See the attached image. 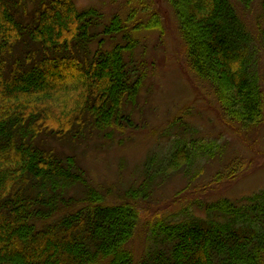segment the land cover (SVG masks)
<instances>
[{"label": "trees", "instance_id": "obj_1", "mask_svg": "<svg viewBox=\"0 0 264 264\" xmlns=\"http://www.w3.org/2000/svg\"><path fill=\"white\" fill-rule=\"evenodd\" d=\"M163 1L176 16L189 70L208 84L227 122L258 126L264 26L252 33L231 0ZM237 1L248 9L255 0ZM127 6L125 17L106 19L71 0H0V264H264V191L241 205L194 201L204 215L185 207L178 217L155 216L136 258L127 247L139 226L135 203L167 178L164 164L149 158L142 188L108 204L77 155L49 145L77 146L133 125L127 109L142 77L124 55L138 33L162 25L147 0ZM261 8L264 19V0ZM120 34L125 43L104 47ZM184 150L169 164L175 155L187 160Z\"/></svg>", "mask_w": 264, "mask_h": 264}, {"label": "rangeland", "instance_id": "obj_2", "mask_svg": "<svg viewBox=\"0 0 264 264\" xmlns=\"http://www.w3.org/2000/svg\"><path fill=\"white\" fill-rule=\"evenodd\" d=\"M71 1L79 9L99 10L106 19L114 15L125 17L129 7L127 0ZM147 1L150 11L159 13L162 30L141 31L136 47L124 55L127 61L138 65L136 70L142 77L135 106L127 109L133 125L123 129L112 126L110 135H94L79 140L77 146L71 142H49L55 150L77 155L90 183L108 204L122 202L125 190L142 188L148 176L145 164L149 158L164 164L167 171L164 170L163 178H167L150 185L145 201L135 203L139 226L127 247L136 258L146 250L148 223L155 216L178 217L185 207L204 215L202 205L194 201L209 204L229 198L241 205L245 198L264 191V113L255 127L240 128L228 123L208 84L195 78L186 64L173 10L163 0ZM231 1L250 31L257 35L259 27L264 26L261 0H255L248 9L237 0ZM145 15L144 19H148ZM116 42L125 43L121 34L106 40L104 47L111 48ZM256 59L264 65L263 53L259 51ZM204 146L212 154H207ZM182 147L186 148L183 152L187 160L175 155L174 162L181 160L178 170L172 171L171 156ZM193 150L198 152L189 164Z\"/></svg>", "mask_w": 264, "mask_h": 264}]
</instances>
